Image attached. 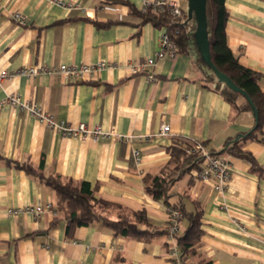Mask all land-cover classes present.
Returning a JSON list of instances; mask_svg holds the SVG:
<instances>
[{
	"label": "crops",
	"instance_id": "crops-1",
	"mask_svg": "<svg viewBox=\"0 0 264 264\" xmlns=\"http://www.w3.org/2000/svg\"><path fill=\"white\" fill-rule=\"evenodd\" d=\"M64 1L80 8L50 0H0V68L107 63L84 78L15 74L0 85V264H175L166 233L170 206L147 192L146 178L175 167L176 142L192 147L199 141L221 152L254 128L255 114L240 111L207 84L191 54L177 53L135 71L131 64L156 55L164 30L143 22L128 4L105 9L104 0ZM123 1L140 9L144 0ZM168 1L189 8L188 0ZM226 6L229 46L242 65L261 73L264 91V0H226ZM17 11L28 17L27 25L15 21ZM12 93L38 102L56 119L115 134L97 141L65 136L5 102ZM165 123L170 132L160 135ZM256 137L241 139L238 147L264 167L259 140L264 126ZM223 156L232 163L225 193L201 180L197 167L181 172L169 191L171 204L183 202L193 211L198 201L204 210V235L187 264H264V172H253L241 157ZM16 162L46 176L90 182L95 196L111 203L101 211L104 216L118 220L145 211L149 224L142 227L154 234L148 239L116 234L100 221L67 233L56 207V213L47 210L40 217L10 214L12 207L57 202L52 187ZM187 226L182 220L181 233Z\"/></svg>",
	"mask_w": 264,
	"mask_h": 264
},
{
	"label": "trees",
	"instance_id": "trees-1",
	"mask_svg": "<svg viewBox=\"0 0 264 264\" xmlns=\"http://www.w3.org/2000/svg\"><path fill=\"white\" fill-rule=\"evenodd\" d=\"M102 3L113 6L120 3L128 4L131 11L136 14L143 22H150L157 27L166 30L170 37L175 41L177 53H187L194 57L195 63L203 71V80L207 84L213 83L217 90H220L225 98L240 111H258V125L254 126L249 132L231 140L221 152H210L212 155H233L241 157L251 164V170L255 173H263L264 167L261 166L255 157L244 152L238 147L241 139H256L258 131L264 126V91L260 85L261 73L245 67L241 64L239 56L231 49L227 39V22L229 11L226 0H208L207 14L209 22V38L211 43V55L216 66L227 73L233 81L243 88L251 97L252 103L242 93L234 91L226 83L221 82L216 77L212 69L202 58L195 40L197 21L195 18L189 20L187 11H182L179 16L173 15L168 8L164 11L143 12L132 4L123 0H104ZM264 142V139H259ZM192 147L184 143L176 142L171 148L175 167L165 169L163 173L146 178V190L155 199H164L170 207L178 208L182 211V220H187L188 226L185 231L177 236L178 245L181 250V263L187 264L189 257L198 254V248L204 235L202 205L197 201L196 208L189 211L183 202L181 204H171L169 202L170 189L181 172L193 169H202L206 158L199 150L189 151ZM185 164H187L185 166ZM17 167L25 169L29 174L37 175L43 182L53 188L57 195L56 209L59 214L67 221V233L79 226L90 225L96 221L102 222L110 227L116 234H123L139 239H148L154 233L143 224H149L145 211L135 212L133 215H124L118 220L110 219L102 214V210L111 205L103 198H97L95 192L88 181L76 183L71 179H64L60 175L46 176L39 173L33 165L29 163H18ZM188 166V169H187ZM56 220H60L56 217ZM57 221L54 222V224ZM167 233V230H166Z\"/></svg>",
	"mask_w": 264,
	"mask_h": 264
},
{
	"label": "built area",
	"instance_id": "built-area-1",
	"mask_svg": "<svg viewBox=\"0 0 264 264\" xmlns=\"http://www.w3.org/2000/svg\"><path fill=\"white\" fill-rule=\"evenodd\" d=\"M51 2L68 6L69 8H80L77 3H65L64 0H50ZM103 8L113 9L112 6L106 5ZM166 8L170 12L179 16L182 14V7L178 1H168V0H155L149 2L144 0L140 8L141 11L147 12L152 11H164ZM13 18L15 21L21 25L28 24V17L20 11L13 13ZM177 55V46L175 41L170 37L166 30L163 31L161 36V42L159 50L155 56L149 57L146 61L141 63H133L131 66L135 71L151 69L157 64L159 60L165 58H173ZM107 66L104 61L98 62L97 64H66L62 63L60 66H48L45 64L27 66L15 71H10L9 69L0 68V85H2L6 80L14 76L15 74L26 75L29 77H35L39 74H49L55 73L60 76L65 77H80L84 78L86 74H94ZM12 104L13 106L20 107L21 109L27 110L31 115L37 118V120L47 126L52 130L60 132L61 134L80 138L82 140L93 139L95 141L102 137L110 136L115 134V132L110 130H105L102 126H89L88 124L82 122L77 126L67 122L66 120L56 119L51 113L47 112L44 107L36 101H32L23 98L19 94H8L7 98L4 100ZM170 124L165 123L162 125L160 130V135L168 134L170 132ZM199 150L205 156L206 161L199 172V177L204 182H207L213 186V188L220 194L225 193L227 190L232 176V163L229 158L223 155H212L209 150L204 146L202 142L194 141L192 143V148L189 151ZM136 160L139 163L141 161V155L139 151H136ZM55 206L53 203L38 202L35 204H29L26 206L12 207L9 209L10 214H31L35 217H40L47 210L56 213ZM181 217L182 211L178 208H169V218L167 225V237L171 243V253L174 255L177 263H181V253L180 247L178 245L177 236L181 232ZM238 223L236 220H234ZM245 229L244 227H242Z\"/></svg>",
	"mask_w": 264,
	"mask_h": 264
},
{
	"label": "water",
	"instance_id": "water-1",
	"mask_svg": "<svg viewBox=\"0 0 264 264\" xmlns=\"http://www.w3.org/2000/svg\"><path fill=\"white\" fill-rule=\"evenodd\" d=\"M188 19L193 18L197 21V29L195 31V40L199 48L200 54L207 65L215 73L219 81L226 83L230 88L236 92L242 93L252 103V99L249 94L240 86H238L233 79L225 72L221 71L214 63L211 55V43L209 38V22L207 14L208 0H188ZM256 118V126L258 125V111L255 107L252 110ZM238 136L236 140L239 138Z\"/></svg>",
	"mask_w": 264,
	"mask_h": 264
}]
</instances>
